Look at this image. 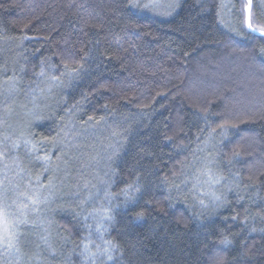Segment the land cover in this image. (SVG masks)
Segmentation results:
<instances>
[{
    "label": "trees",
    "instance_id": "16d2710c",
    "mask_svg": "<svg viewBox=\"0 0 264 264\" xmlns=\"http://www.w3.org/2000/svg\"><path fill=\"white\" fill-rule=\"evenodd\" d=\"M233 1L227 21L226 0H181L166 16L139 0H0V74L24 94L54 87L32 140L101 125L119 140L101 202L111 220L92 204L56 212V263L84 264L102 224L111 259L94 264H264V35ZM204 170L232 184L206 208Z\"/></svg>",
    "mask_w": 264,
    "mask_h": 264
},
{
    "label": "rangeland",
    "instance_id": "374dc122",
    "mask_svg": "<svg viewBox=\"0 0 264 264\" xmlns=\"http://www.w3.org/2000/svg\"><path fill=\"white\" fill-rule=\"evenodd\" d=\"M139 1L166 16L181 0ZM259 3L264 8V0ZM223 15L227 21L234 20L233 0H226ZM53 98L52 85L24 94L0 74V264H59L56 260L65 259L53 232V216L69 210L70 205H97L93 215L98 223L111 220L110 207H102L101 202L114 198L106 178L120 154L119 140L104 125L79 126L63 129L52 144L43 141L38 145L32 140L31 128L39 114L50 108ZM203 161L207 160L196 161L194 166ZM207 162L214 171L213 159ZM203 173L202 181L195 179V189L205 191L200 194L208 199V205L201 203L206 208L215 206L232 184L216 173ZM105 231L102 224L90 226L93 240L84 244V264L110 260ZM94 244L98 247L90 253Z\"/></svg>",
    "mask_w": 264,
    "mask_h": 264
},
{
    "label": "water",
    "instance_id": "95a60500",
    "mask_svg": "<svg viewBox=\"0 0 264 264\" xmlns=\"http://www.w3.org/2000/svg\"><path fill=\"white\" fill-rule=\"evenodd\" d=\"M246 1V5H245V15H246V24H247V27L249 25V23L252 24V21H251V13H252V7H253V2L251 0V8L249 9V0H245ZM249 28V27H248ZM253 28V26H252ZM252 28H249L253 33H256V34H262L264 35V31H260V30H257V31H253ZM255 29V28H254Z\"/></svg>",
    "mask_w": 264,
    "mask_h": 264
},
{
    "label": "snow or ice",
    "instance_id": "6c2138e0",
    "mask_svg": "<svg viewBox=\"0 0 264 264\" xmlns=\"http://www.w3.org/2000/svg\"><path fill=\"white\" fill-rule=\"evenodd\" d=\"M250 8H251V0H249V9H250ZM248 27H249V28H252V24L249 23ZM252 30H253V31H257L258 29H254V28H252ZM109 259H111V256H109Z\"/></svg>",
    "mask_w": 264,
    "mask_h": 264
}]
</instances>
